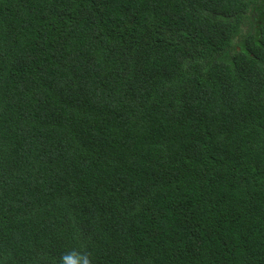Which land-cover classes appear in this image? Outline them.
<instances>
[{"label": "trees", "instance_id": "obj_1", "mask_svg": "<svg viewBox=\"0 0 264 264\" xmlns=\"http://www.w3.org/2000/svg\"><path fill=\"white\" fill-rule=\"evenodd\" d=\"M264 264V0H0V264Z\"/></svg>", "mask_w": 264, "mask_h": 264}, {"label": "clouds", "instance_id": "obj_2", "mask_svg": "<svg viewBox=\"0 0 264 264\" xmlns=\"http://www.w3.org/2000/svg\"><path fill=\"white\" fill-rule=\"evenodd\" d=\"M60 261L61 264H92L90 254L74 250L62 255Z\"/></svg>", "mask_w": 264, "mask_h": 264}]
</instances>
